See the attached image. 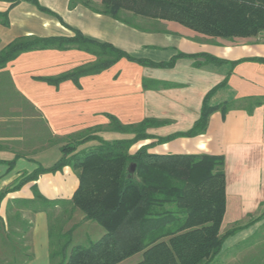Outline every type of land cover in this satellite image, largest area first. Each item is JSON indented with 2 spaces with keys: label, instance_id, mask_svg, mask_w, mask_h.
<instances>
[{
  "label": "crops",
  "instance_id": "crops-1",
  "mask_svg": "<svg viewBox=\"0 0 264 264\" xmlns=\"http://www.w3.org/2000/svg\"><path fill=\"white\" fill-rule=\"evenodd\" d=\"M101 2L0 0V12L6 11L8 20L0 22V50L17 37H72L79 31L136 59L173 63L149 65L123 57L99 72L50 83L45 78L71 72L97 56L72 45L25 51L7 62L0 68V190L39 165L54 164L61 156L60 145L76 134L94 130L104 140L132 137L109 129L108 115L122 124L145 118L164 121L147 128L154 137L187 131L199 117L206 93L217 87L209 104L232 101L234 106L223 114L214 110L203 133L155 143L148 152L221 156L225 209L220 230L257 219L226 236L210 264H264V61L258 60L264 58V32L226 39L163 15L129 10H123V20H118L96 10ZM25 122L31 128L26 130ZM152 141L155 138L138 141L129 152ZM97 143L87 141L77 151ZM78 184L77 174L66 165L7 192L0 202V249L15 251L11 258L18 255L20 264H49L48 215L32 212L22 201L33 198V187L47 199L68 200ZM14 199H20V207ZM17 212L20 216L15 218ZM82 217L74 210L66 224L79 223L73 243L87 244L103 233L98 223ZM140 258L136 253L122 264Z\"/></svg>",
  "mask_w": 264,
  "mask_h": 264
},
{
  "label": "trees",
  "instance_id": "trees-1",
  "mask_svg": "<svg viewBox=\"0 0 264 264\" xmlns=\"http://www.w3.org/2000/svg\"><path fill=\"white\" fill-rule=\"evenodd\" d=\"M9 1L13 4L18 0ZM86 4L91 6L90 2ZM96 10L118 20H123L120 16L123 10L147 16L163 15L194 30L226 39L264 32V0H102ZM7 21V12H0V22L7 24ZM72 45L92 51L96 60L58 77L45 78L46 81L57 83L67 77L96 73L123 57L149 65L173 63V60L153 63L136 59L109 43H98L76 31L72 37H17L0 50V68L25 51ZM216 88L204 96L199 117L190 129L165 137L147 133V128L164 121L145 118L138 123L122 124L108 115L109 129L132 137L104 140L98 136L90 138L87 132L78 140L71 137L60 145L61 156L54 164L39 165L13 186L1 189L0 202L7 192L24 182L68 165L79 179L70 199L50 200L33 187V198L22 201L30 205L32 212L45 211L48 215L49 264H122L136 253H141V258L134 264H210L220 252L224 238L248 224H236L220 233L225 209L223 158L204 153L155 154L148 152V148L176 136L203 133L214 110L220 109L223 114L234 106L232 101L210 105ZM93 138L97 144L77 151L80 144ZM148 138L155 141L129 152L134 143ZM13 203L20 207V199H14ZM57 208L59 213H55ZM74 210L82 212L81 220L98 223L103 233L87 244L73 243L72 234L79 223L69 227L66 224ZM14 216L19 217L20 213ZM18 263L13 257L11 264Z\"/></svg>",
  "mask_w": 264,
  "mask_h": 264
},
{
  "label": "rangeland",
  "instance_id": "rangeland-1",
  "mask_svg": "<svg viewBox=\"0 0 264 264\" xmlns=\"http://www.w3.org/2000/svg\"><path fill=\"white\" fill-rule=\"evenodd\" d=\"M8 1V0H7ZM15 104V103H14ZM14 104H12L11 103V105H14ZM16 105V104H15ZM41 125V124H40ZM23 126H24V128H26V130L27 129H29V128H31L30 127V124L28 123V122H25L24 124H23ZM43 126V125H42ZM88 134H89V136H90V138H92V137H95V138H97L96 137V134L94 133V132H96V131H94V130H91V131H86ZM86 132H83V133H81V134H76L75 136H72V137H76L77 138V140L78 139H80V137H83L84 135H86L87 133ZM82 135V136H81ZM95 138H93V139H91V140H96ZM71 138H69V140H70ZM69 140H68V142H69ZM87 141H90V140H87ZM87 141H85V142H87ZM85 142H83V143H85ZM67 143V142H66ZM82 143V144H83ZM82 213V212H81ZM83 215V214H82ZM256 219H257V217H252L250 220H248V223H251V222H255L256 221ZM225 232V231H224ZM220 233H223L221 230H220ZM222 246V245H221ZM5 249V248H4ZM4 249H0V264H11L12 263V258H11V255H14V254H17L15 251H13V253L11 252V251H6V250H4ZM17 259H18V261H19V263H20V259H19V257H18V255H17V257H16ZM18 263V264H19Z\"/></svg>",
  "mask_w": 264,
  "mask_h": 264
},
{
  "label": "water",
  "instance_id": "water-1",
  "mask_svg": "<svg viewBox=\"0 0 264 264\" xmlns=\"http://www.w3.org/2000/svg\"><path fill=\"white\" fill-rule=\"evenodd\" d=\"M133 169H134V164L131 165V170H133ZM263 213H264V210H263Z\"/></svg>",
  "mask_w": 264,
  "mask_h": 264
}]
</instances>
